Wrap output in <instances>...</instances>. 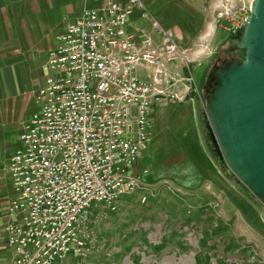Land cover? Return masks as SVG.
I'll return each mask as SVG.
<instances>
[{"label":"built area","instance_id":"1","mask_svg":"<svg viewBox=\"0 0 264 264\" xmlns=\"http://www.w3.org/2000/svg\"><path fill=\"white\" fill-rule=\"evenodd\" d=\"M135 6L145 8L141 0L84 8L48 51L38 110L7 163L15 191L5 225L12 264H59L81 253L91 212H114L140 188L135 164L151 140L156 106L196 88L170 31L156 43L128 28Z\"/></svg>","mask_w":264,"mask_h":264},{"label":"rangeland","instance_id":"2","mask_svg":"<svg viewBox=\"0 0 264 264\" xmlns=\"http://www.w3.org/2000/svg\"><path fill=\"white\" fill-rule=\"evenodd\" d=\"M142 1L146 16L134 7L136 27L155 42L161 37L155 22L162 29L183 24L177 8L182 0ZM250 3L218 0L208 10L204 22L212 35L205 32L189 44L212 54L200 62L187 58L196 88L183 101L156 106L151 140L135 164L140 188L124 195L114 212L92 211L84 250L59 264H264V203L219 161L204 120L212 65L218 57L219 64L244 57L243 50L227 47L240 34ZM203 7L195 13H204ZM137 73L146 76L143 68Z\"/></svg>","mask_w":264,"mask_h":264},{"label":"crops","instance_id":"3","mask_svg":"<svg viewBox=\"0 0 264 264\" xmlns=\"http://www.w3.org/2000/svg\"><path fill=\"white\" fill-rule=\"evenodd\" d=\"M109 1L111 0H0V264H12L14 258L5 232V225L10 220L7 206L15 195L7 163L20 146V133L24 124L38 110L35 95L42 81L41 66L48 51L56 45V37L64 31L68 22L75 20L84 8H102ZM141 2L146 8L145 3ZM181 3L177 8L182 25L162 29L157 22L155 24L158 32H174L188 42L189 47L179 46L187 49L190 61L200 62L202 56H210L212 52L206 53L199 44L190 47L189 43L205 32L212 35L213 28L208 29V22L204 21L208 10L214 9L218 0H182ZM203 4L204 13H195L201 11ZM139 10L140 15L145 17L146 15H142L144 10ZM195 14L198 21H195ZM133 15L132 12L128 18V28L139 32ZM197 47L201 48L196 49ZM183 72L185 75L186 69Z\"/></svg>","mask_w":264,"mask_h":264},{"label":"water","instance_id":"4","mask_svg":"<svg viewBox=\"0 0 264 264\" xmlns=\"http://www.w3.org/2000/svg\"><path fill=\"white\" fill-rule=\"evenodd\" d=\"M241 49L239 62L214 63L205 85L207 131L219 161L264 203V0H251L240 34L227 50ZM264 220V209L261 212Z\"/></svg>","mask_w":264,"mask_h":264},{"label":"flooded vegetation","instance_id":"5","mask_svg":"<svg viewBox=\"0 0 264 264\" xmlns=\"http://www.w3.org/2000/svg\"><path fill=\"white\" fill-rule=\"evenodd\" d=\"M219 61H220V58L218 57V59H216V62L219 66V69L223 68V65L225 62H228V61H221L220 64H219ZM217 82H218V79L215 78L212 82H211V86L209 87H205V91H206V96L207 95H210L212 93V91L214 90L215 86L217 85Z\"/></svg>","mask_w":264,"mask_h":264}]
</instances>
